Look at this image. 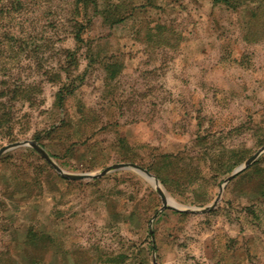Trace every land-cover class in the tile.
<instances>
[{"label":"rangeland","instance_id":"374dc122","mask_svg":"<svg viewBox=\"0 0 264 264\" xmlns=\"http://www.w3.org/2000/svg\"><path fill=\"white\" fill-rule=\"evenodd\" d=\"M243 8L0 0V147L69 174L136 163L167 202L138 170L72 179L11 147L0 264H264V0Z\"/></svg>","mask_w":264,"mask_h":264},{"label":"water","instance_id":"95a60500","mask_svg":"<svg viewBox=\"0 0 264 264\" xmlns=\"http://www.w3.org/2000/svg\"><path fill=\"white\" fill-rule=\"evenodd\" d=\"M18 145H32L33 147H35L36 149H38L43 156L56 168L57 171H59L61 174H63L66 177L72 178V179H83V178H92V177H97L100 175H103L107 172H111L113 170L116 169H120V168H127V169H135L138 170L140 172H142L146 177L150 178L153 182L154 185L157 189V191L159 192L161 198H162V202H163V206L162 208L167 206V202H166V197H165V193L162 190V187H160L159 181L157 179V177L155 175H153L150 171H148L147 169L143 168L141 165L136 164V163H128V162H122V163H113L110 164L106 167H103L101 169H99L98 171L94 172V173H80V174H69L66 173L60 166H58L50 157V155L39 145L37 144L35 141H31V140H25V141H19V142H14V143H10L4 146L0 147V154H2L5 150L14 147V146H18ZM260 153V151H258L256 154H254L253 156H251L244 164H241L240 166H238L233 173L226 179L229 180L230 178H232L235 174H237L238 172H240L242 169H244L248 164H250L255 158L256 156ZM159 185H158V184ZM223 187V185H222ZM221 187V188H222ZM218 201V200H216ZM212 206H206L202 209H198V207L195 206H191L189 207L187 210L195 212V211H202L205 212L207 210H209ZM161 208V209H162ZM157 213V212H156ZM156 213L154 214L153 218L155 217Z\"/></svg>","mask_w":264,"mask_h":264},{"label":"crops","instance_id":"0c3cea01","mask_svg":"<svg viewBox=\"0 0 264 264\" xmlns=\"http://www.w3.org/2000/svg\"><path fill=\"white\" fill-rule=\"evenodd\" d=\"M210 2H211V6L213 7V8H221V7H223V6H227V7H231V8H233V9H239V10H241V8L243 9V11H244V8H243V4H246V2H247V0H228V1H226V0H210ZM232 5V6H231ZM209 17V13L207 14L206 13V27H212V25L213 24H217V23H210V24H207V22H208V20H207V18ZM220 22V21H219ZM242 23H243V27H244V34H243V37H242V41H244V42H249L250 41V39H249V34H248V32H247V29L248 28H250V23H246L245 22V20H243L242 19ZM215 33H212V34H210V36L211 35H214ZM215 35H217V34H215ZM201 39H205V40H207V39H209V34L208 33H204V34H202V37H201Z\"/></svg>","mask_w":264,"mask_h":264},{"label":"bare ground","instance_id":"6f19581e","mask_svg":"<svg viewBox=\"0 0 264 264\" xmlns=\"http://www.w3.org/2000/svg\"><path fill=\"white\" fill-rule=\"evenodd\" d=\"M154 181V180H153ZM155 182V181H154ZM158 184V183H157ZM159 185V184H158ZM161 187V186H160ZM163 190V189H162ZM164 191V190H163ZM165 193V192H164ZM173 204L174 205H177V206H181L180 204H178L177 202L173 201Z\"/></svg>","mask_w":264,"mask_h":264},{"label":"trees","instance_id":"16d2710c","mask_svg":"<svg viewBox=\"0 0 264 264\" xmlns=\"http://www.w3.org/2000/svg\"><path fill=\"white\" fill-rule=\"evenodd\" d=\"M226 1H228V0H226Z\"/></svg>","mask_w":264,"mask_h":264}]
</instances>
